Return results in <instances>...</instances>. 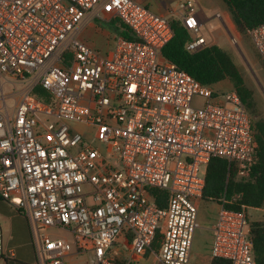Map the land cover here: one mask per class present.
Returning <instances> with one entry per match:
<instances>
[{
    "label": "built area",
    "instance_id": "1",
    "mask_svg": "<svg viewBox=\"0 0 264 264\" xmlns=\"http://www.w3.org/2000/svg\"><path fill=\"white\" fill-rule=\"evenodd\" d=\"M116 18L135 38L111 27L106 54L80 38L88 23ZM175 19L190 33V52L212 44L196 0H179L168 13L139 0H0V80H27L13 111L0 108V196L30 220L32 264H72L80 255L87 264H117L121 249L131 264L149 248L162 264H195L207 165L223 158L238 178H250L252 116L234 88L215 90L163 56ZM249 34L264 59V22ZM37 84L55 104L33 94ZM154 189L169 193L166 206ZM239 197L209 198L220 203L212 257L257 264L246 208L227 206ZM46 226L71 230L73 242L48 238ZM0 258L16 259L1 229Z\"/></svg>",
    "mask_w": 264,
    "mask_h": 264
},
{
    "label": "trees",
    "instance_id": "2",
    "mask_svg": "<svg viewBox=\"0 0 264 264\" xmlns=\"http://www.w3.org/2000/svg\"><path fill=\"white\" fill-rule=\"evenodd\" d=\"M230 11L237 29L247 34L250 29L264 22V0H223ZM116 29V33L129 38H135L130 27L118 18L108 23ZM174 36L163 48V56L186 70L200 82L215 85L223 80H229L233 88L239 93L248 111L253 106V93L248 88L245 78L232 55L222 46L211 44L197 52H190L186 48L190 40V33L181 21L173 20ZM33 94L50 104H55L51 92L41 84L33 89ZM250 113V112H249ZM252 127L258 143L256 160L248 179L237 177L235 167L230 169L229 162L223 158H213L206 168V185L204 198L221 199L222 197H240L228 207L242 210L244 207H264V119L252 117ZM158 194H162L161 200ZM153 195L161 206H166L169 193L166 190L154 189ZM0 199H3L0 196ZM19 210V209H18ZM22 211V210H20ZM251 239L253 241L254 256L257 264H264V221H249ZM122 237V236H121ZM130 238V234H128ZM156 239L151 248L158 249ZM151 249H147L146 254ZM117 264L124 261L117 259ZM19 264V263H18ZM211 264H231L224 258L215 257Z\"/></svg>",
    "mask_w": 264,
    "mask_h": 264
},
{
    "label": "rangeland",
    "instance_id": "3",
    "mask_svg": "<svg viewBox=\"0 0 264 264\" xmlns=\"http://www.w3.org/2000/svg\"><path fill=\"white\" fill-rule=\"evenodd\" d=\"M200 1L205 3L208 0ZM210 1H214L223 7L225 6L223 0ZM152 2L161 7L165 13H168L169 10L177 7L179 0H152ZM211 2L209 3L210 5ZM96 24L98 31L91 30L90 38L82 40L101 53L106 54L113 48L114 44V34L110 33L108 35V31L112 25H109L105 21H98ZM216 32L213 22L207 23L201 27V33L208 39H211L212 35L214 36ZM222 34L223 35L219 36V44L232 55L245 78L248 88L253 93V106L249 109V112L253 118L264 119V59L259 54L249 32L247 34H242L238 29L232 31L225 28ZM233 37H235L236 42H234ZM26 82L27 80L2 74L0 80V108H5L7 104L9 110L13 111ZM213 87L218 91H228L231 90L233 86L229 80H223ZM3 93L7 95L6 99L2 97ZM203 100L202 97H196L195 104L200 105ZM50 120H53V118H50ZM78 128L83 129L84 126L79 125ZM89 200L91 201L92 198L90 197ZM202 204L205 205L207 202L203 201ZM202 209L207 214V221L202 222V225L196 231L192 261L195 264H210V255L207 250L213 239V231L209 221L214 215V209H204V207H202ZM255 219L257 218L253 217V220L249 221H257ZM0 229L2 231L3 245L5 248H12L16 252H21V250L25 252L26 259L19 262V264H32L35 260V250L30 220L23 211L13 207L4 199H0ZM43 232L50 239L62 238L70 242L74 240L73 232L63 227L46 226L43 228ZM123 252L126 251L121 249L120 253L115 251V254H118L122 258L123 255L121 254ZM70 262L72 264H87V259L86 256L80 255L77 258H70ZM3 263V259H0V264ZM131 264L162 263L156 258L153 252H150L147 255H135Z\"/></svg>",
    "mask_w": 264,
    "mask_h": 264
},
{
    "label": "crops",
    "instance_id": "4",
    "mask_svg": "<svg viewBox=\"0 0 264 264\" xmlns=\"http://www.w3.org/2000/svg\"><path fill=\"white\" fill-rule=\"evenodd\" d=\"M139 1H142L146 4H148L151 8H153L154 10H156L158 12L165 13L161 7L157 6L155 3L153 4L152 0H139ZM196 1H197V8L199 11V16L202 19V21L204 22L203 25L210 23V22H213V26L217 31L216 34L214 36L212 35L211 39H209L210 42L212 44L220 45L219 44V36L223 35L222 33L224 32L225 28L230 29L232 31L237 29L236 24L234 23L232 16L230 14V11L228 10L224 1H223L224 5H225L224 7L215 3L214 1L211 2L210 0H208L205 3L200 1V0H196ZM210 2H211V5L209 4ZM164 4H165V2H164ZM217 13H221L222 16L218 17L216 15ZM96 23H98V21L88 23L83 28V30L80 34V38L81 39L90 38L91 30L98 31ZM108 32H109L108 35L110 33L114 34L112 32V28H110V30ZM203 201H206L207 204H205V205L202 204ZM202 207H204V209H207V208L214 209V215L209 221L210 227L213 231V226H214V223H215L216 218H217L220 203L218 200H210V199H206V198L198 200L200 226L202 225V222L207 221V214L204 212ZM246 213L248 215L249 220H253V217H256L257 219H255V220L264 221V207H247ZM120 239H121V243H125V249H128L130 247V243H131L129 237L127 235H123ZM211 247H212V241L210 243L209 249L207 250L208 254L210 255V264H211V261L213 259L212 253H211ZM125 251H127V250H125ZM193 251H194V243H193L192 252H191V260L193 258ZM127 253H128V251H127ZM127 253L121 254V255H123L124 258L123 257L121 258V256L118 255L117 259L125 262L126 257H127L126 256ZM144 255H147V254L145 253ZM25 259H26L25 252L22 250H21V252L18 251V252H16V259L11 261V264H18L19 262L24 261Z\"/></svg>",
    "mask_w": 264,
    "mask_h": 264
}]
</instances>
